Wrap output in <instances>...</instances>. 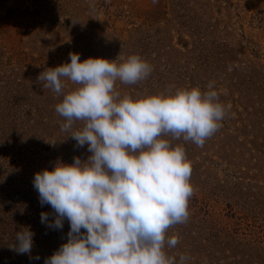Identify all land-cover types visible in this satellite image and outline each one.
<instances>
[{
  "label": "rangeland",
  "instance_id": "1",
  "mask_svg": "<svg viewBox=\"0 0 264 264\" xmlns=\"http://www.w3.org/2000/svg\"><path fill=\"white\" fill-rule=\"evenodd\" d=\"M70 52L81 61L138 55L149 63L145 80L115 82L120 98L213 84L222 126L202 148L172 141L185 149L194 192L164 251L177 264L181 254L184 264H264V0H0V264H43L67 242L66 220L62 230L41 223L52 209L32 181L58 160L91 155L61 131L62 96L37 80L70 63ZM22 227L34 233L39 260L12 250ZM172 236L178 243L169 248Z\"/></svg>",
  "mask_w": 264,
  "mask_h": 264
},
{
  "label": "clouds",
  "instance_id": "2",
  "mask_svg": "<svg viewBox=\"0 0 264 264\" xmlns=\"http://www.w3.org/2000/svg\"><path fill=\"white\" fill-rule=\"evenodd\" d=\"M69 58L37 80L62 96L55 106L64 118L61 131H70L74 147L87 145L91 155L74 156L72 164L58 160L33 177L41 206L52 209L40 213L41 223L53 230H62L65 220L70 225L67 242L43 264H177L164 251L166 232L187 221L194 189L185 149L172 141L182 138L202 148L219 130L226 110L217 91L210 83L205 92L193 87L120 98L115 82L145 80L152 72L149 63L138 55L122 63L102 57L81 61L72 52ZM65 81L77 87L66 91ZM77 121L83 127L73 130ZM33 236L22 227L12 250L39 260L32 257ZM177 243L176 236L167 239L169 248ZM186 259L181 254L179 264Z\"/></svg>",
  "mask_w": 264,
  "mask_h": 264
}]
</instances>
